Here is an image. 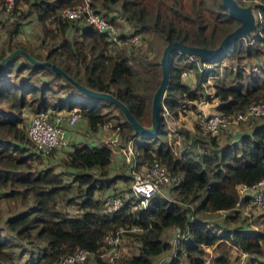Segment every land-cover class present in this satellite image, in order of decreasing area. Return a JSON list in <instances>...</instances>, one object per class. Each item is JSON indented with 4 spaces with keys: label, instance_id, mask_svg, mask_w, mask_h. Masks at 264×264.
<instances>
[{
    "label": "trees",
    "instance_id": "trees-1",
    "mask_svg": "<svg viewBox=\"0 0 264 264\" xmlns=\"http://www.w3.org/2000/svg\"><path fill=\"white\" fill-rule=\"evenodd\" d=\"M235 1L250 7L254 28L236 40L223 56L208 62L210 69L202 73L187 55L170 53L160 112L164 107L175 117L184 102L197 103L204 98L201 85L208 75L218 74L223 61L245 66L258 62L261 67L252 73L223 68L221 78L212 84L215 111L233 116L252 103L264 102V0ZM1 2L0 23L11 28L0 45V200L19 199L28 209L3 220L0 229L10 235L0 233V264H58L76 249L102 264L98 253L108 236L127 238L135 244L134 252L121 259L122 264H155L170 252L176 257L166 264H177L178 257L187 264H204V259L199 258L201 246L226 245L229 251L230 244L260 256L264 234L245 226V217L235 207L241 208L252 200L238 195L239 186L249 188L264 179V122L254 124L248 133L222 147L217 146L216 139L208 138L207 149L201 152L195 136L181 130L178 134L184 144L174 152L166 138L165 122L160 119L156 135L132 140L133 147L139 148L133 155L135 167L157 160L174 166L172 174L181 171L182 180L165 186V197L155 193L144 209L134 210L125 197L132 179L123 175L119 180L129 182L127 188L121 185V190L105 195L121 193L124 203L111 214L102 213L103 199L96 193L109 188V146L72 142L65 149L35 152L25 133L26 115L76 109V124L82 121L86 125V139L112 121L120 138L129 139L132 128L114 105L122 119L106 109L105 112L100 101L80 94L48 68L31 65L21 54L8 56L19 49L37 62L53 64L81 86L110 95L140 126L150 128V102L160 77L161 53L155 54L154 44L162 49L174 41L215 48L223 35L238 24L220 0H89L91 7L116 27L117 43L107 42L105 33L91 26L60 17L61 8L82 0H13V18L8 22ZM29 17L40 25L41 45L35 48L14 39L20 21ZM133 34L140 36L134 47L128 44ZM41 48H45L44 53L39 51ZM22 72V81L13 84L9 76ZM41 75L49 78L41 83ZM227 76L229 82L225 80ZM54 93L59 96L50 104L47 95ZM60 151H64L62 170L55 172L45 159ZM121 164L127 170L130 167ZM191 192H197V200L190 197ZM59 206H71L76 214L67 216ZM169 229L175 231L171 238L166 233ZM180 236H186V240ZM20 243L37 245L36 252L28 251L23 262L20 255H26V250ZM211 264L232 262L226 250L221 249Z\"/></svg>",
    "mask_w": 264,
    "mask_h": 264
},
{
    "label": "built area",
    "instance_id": "built-area-1",
    "mask_svg": "<svg viewBox=\"0 0 264 264\" xmlns=\"http://www.w3.org/2000/svg\"><path fill=\"white\" fill-rule=\"evenodd\" d=\"M3 9L6 16V21L12 19L13 0H3ZM61 18H66L71 21L78 22L83 25L93 27L99 32L105 33V39L109 43H117V29L103 18L94 8L91 7L89 0H82V3L74 5L72 7H65L59 10ZM140 42V36L133 34L129 37V46H136ZM188 60L194 62L198 72H205L210 69V64L205 61H199L194 56H188ZM214 75H208L205 79L206 84L201 85L200 94L204 95L199 102L186 101L181 104V108H186L191 104H205L209 100L213 99L214 89L212 90V84H208V81L213 78ZM213 88V87H212ZM210 89V90H208ZM211 103V102H210ZM191 116V122L198 128V130L210 138H217L228 132L229 126H233L238 123H247L251 120L257 119L264 115V102H257L248 105L244 111L237 113L231 117L225 116L216 111L203 110L200 107H196L195 110L189 112ZM161 119L165 122L166 126V138L169 134L177 136L180 127L181 119L180 111L177 116L173 117L168 110L164 107L160 112ZM78 115L76 109H72L69 112H37L28 117V121L25 126V133L27 138L31 141L33 150L36 152L46 153L52 150H60L68 147L66 130L69 127H73L76 124ZM178 129V130H177ZM133 136L129 139L125 138L122 145H118L114 136L107 142L111 153L118 156L125 157V161L129 164V173L132 183L130 185L129 193L127 194L128 202L131 209H144L147 204V200L155 193L160 194L161 197H165L164 187L167 185H177L182 180L181 171L177 170L175 174L170 172V169H175L174 166L165 165L157 160H152L148 165L140 164V172H134L135 161H133L134 152H139V148H134L132 140ZM136 152V153H137ZM238 195L250 196L254 204H259L264 201V179L258 182L256 185L245 188L239 186L237 188ZM121 193L114 196L105 195L103 198V204L101 207L102 213H113L117 211L124 203ZM180 239L185 241L186 236H180ZM120 238L117 236L105 237L104 245L101 255L107 257L108 263L116 257V247L119 244ZM231 251H235L238 254L239 262L236 264H244L245 260H254L253 264H264L261 260H258L253 254L242 252L237 246L229 245ZM99 250V252H100ZM88 254L80 249L74 250L71 254L64 257L58 264H79L87 258ZM166 257L159 258L155 264H163ZM255 261H257L255 263Z\"/></svg>",
    "mask_w": 264,
    "mask_h": 264
},
{
    "label": "rangeland",
    "instance_id": "rangeland-1",
    "mask_svg": "<svg viewBox=\"0 0 264 264\" xmlns=\"http://www.w3.org/2000/svg\"><path fill=\"white\" fill-rule=\"evenodd\" d=\"M1 1L2 0H0V4L2 3ZM2 17H3V13H1V11H0V19H2ZM12 18H13V15H12ZM20 24H21V26L19 27L18 35H17L18 41L15 40V42H18V43L25 45L26 47H30V48L31 47L35 48V47L41 45L39 42L40 25L38 23H36L32 17H29L28 19L21 21ZM8 28H11V26L8 25L7 23H3V22L0 23V45L2 44L3 39H5V37L7 36V29ZM20 37H21V39H20ZM154 46H155V48H154L155 54H157L159 52L161 53L162 48H160V46L157 44H154ZM39 51L44 53L45 48H41V49H39ZM20 61H22V60L20 59ZM256 63H258V62H256ZM256 63L255 64L254 63L248 64L245 66V65L235 64L233 62L231 63V62L223 61L218 66V68H219V70L217 71L218 74L213 76V78L208 81V84L209 83L213 84V81L221 78L223 68H226V69L228 68L231 71L242 70L244 73H252V72H255L257 67H261V64L259 66V63L258 64H256ZM24 75H25V72H22L21 74L12 73L9 77H10V80L13 84H17V83H19V81H22L21 77ZM41 77H42V78H40L41 83L45 82V80L47 78H49L48 75H41ZM34 80H35V77L32 78L33 82H34ZM159 80H160V77L158 78L157 82ZM187 80H190L189 76H188ZM225 80H227V82L230 81L228 76ZM204 84H206V81ZM211 89L213 90L212 87H211ZM208 90H210V89H208ZM47 96H48V100L51 104V103L55 102V99L59 96V94L54 93L51 95L49 94ZM99 101H100V104H102V106H104L103 110L105 112L108 111L112 115H116L117 117L122 119V116L120 115L119 111L117 109H115L112 104H109V102L104 101V100H99ZM211 101L212 100H209L208 104ZM214 103H215V105H214V108H215L217 101L215 100ZM188 106H189V108L186 107V108H183L184 110L180 111V115L183 119H181L180 127H178V129H179V131L186 130L185 129L186 125L191 126L192 130H191L190 135L195 136V138L198 140L199 150L201 152V150L207 149V145H208L207 140L210 137L203 135L198 130V128L196 126H194V124H192L191 117L188 114V112H191V109L193 108L192 106H194V104H191ZM2 107L5 110V106H2ZM194 108H196V107L194 106ZM30 115H31V112L26 115L27 117L25 119V122L28 121V117ZM231 118H233V117H231ZM261 122H264V115L257 118V119L251 120L247 123H238V124H235L233 126H229L228 132H223V134L221 136L215 138L217 146L222 147L225 144L232 142V138H233V136H235L237 131H241V130L249 131L248 129H250L254 125L252 123L257 124V123H261ZM113 124H115L114 121L110 122V125H107V127L105 128V131H103L102 134H99L100 135L99 140H97V138H96L97 143L101 144L105 141V143H103V144H106L109 141L108 140L109 137H111L112 135H114L116 138H118V140H117L118 145H122L124 143L125 137L120 138V136L116 134V132L118 131V128L116 126H114ZM77 126H78V124L75 125L72 132H74V131L80 132L81 131L80 130L81 125H79L78 129H77ZM80 135L82 136V133ZM171 138H172V140H171ZM167 140H170V146L174 152H176V150L178 148H180L181 146H183V144H184L181 135L178 133H177V136H173L172 134H169V136L167 137ZM67 142L69 143L68 140H67ZM135 143H138V138H136ZM185 145H187V144H185ZM63 152L64 151L57 152V155L45 159L46 165L51 166L53 168V171H55V172H57V171L60 172L62 170V168L60 167V160H61V158H63ZM115 155L116 154L111 153V164L112 165H111V168H108V172H107V177H108V179H110L109 184H108L109 188H107V191H101V193H96V196L99 197L101 200L103 199L105 194H108L109 192L121 190V185L125 186V188H127L128 184H129V182L128 183H122L119 180V178L123 175H125L126 177H130V173H129V170L124 168V166L121 163H117L116 161L113 162ZM117 158L120 162L126 163L124 156H123V158L120 156ZM114 165H116V166H114ZM140 170L141 169H140L139 165H137L133 169L134 172L138 171V173L140 172ZM65 182H67V180ZM70 184L73 186L72 183H70ZM72 195L73 194H70V196H72ZM190 197L197 200V198H198L197 192H191ZM58 208L61 211H64L67 216H74L76 214L74 211L75 208H73L71 206H69V207L59 206ZM27 209L28 208L26 206H23L19 202V199H2V200H0V227L2 226L3 220H5L11 216L17 215L21 212H24ZM239 213L245 217V221H244L245 226H247L253 232H259L261 234H264V220H263L264 219V201L259 203V204L253 205V206L252 205L243 206L242 211H240ZM0 231H1L0 233L4 237H8L10 235L4 229H0ZM214 231L218 232L216 230H214ZM16 244H17V241H16ZM20 245L22 246V248L24 250H26V255L25 254L20 255L21 262H23L27 258V252L28 251L36 252V248H37L36 243H30L29 245H26L24 243H20ZM224 246L226 248L223 246L215 248V246L213 245L212 246L213 251L211 250L212 253L209 254V253H207V251H202L199 258L203 257L204 264H211L212 257L215 255L216 256L219 255L221 249H225L227 252V255L229 257V251L227 250V246L226 245H224ZM134 248H135V244L131 243L127 238H120L119 244L116 247V257L112 260L111 263H108L107 257L105 255H101L102 250H100V252L98 253V257H99L102 264H122L121 259L124 257H129L134 252ZM261 251L262 252L260 254V257L264 258V240H263V242H261ZM171 255L172 254H170V256ZM166 256H167V254H165V257ZM232 259H233V255H232ZM256 262L257 261H255V263ZM177 263L178 264H187V260H185L184 258H180V260L177 261ZM81 264H98V263L94 262L93 260H90V257L88 256L87 258H85V261ZM163 264H165V263H163Z\"/></svg>",
    "mask_w": 264,
    "mask_h": 264
},
{
    "label": "water",
    "instance_id": "water-1",
    "mask_svg": "<svg viewBox=\"0 0 264 264\" xmlns=\"http://www.w3.org/2000/svg\"><path fill=\"white\" fill-rule=\"evenodd\" d=\"M223 6L227 8L229 15L235 19L238 24L226 32L219 44L213 49H206L203 47H192L186 46L179 42H169L167 43L160 55L159 59V67H160V80L156 89L154 90L151 102H150V117H151V127L145 128L140 126L130 115L127 109L121 104L119 101L114 99L108 94H103L99 92H95L89 90L80 84L74 82L70 78L64 75V73L54 66L53 64L48 63L47 61L37 62L30 57H28L22 50H15L8 56L21 54L24 56L27 61L35 66V67H46L53 73L62 76L65 80H67L80 94L91 98V100L99 101L104 100L115 107H117L125 117V120L132 128V136L133 137H150L156 135L158 133L160 127V103L162 98L164 97L165 90L168 83V60L169 55L172 52H178L185 54L187 56H194L199 61L205 62H213L214 59L219 58L225 54V52L229 49V47L240 37L247 35L255 26L254 23V15L248 5H239L235 0H220Z\"/></svg>",
    "mask_w": 264,
    "mask_h": 264
},
{
    "label": "crops",
    "instance_id": "crops-1",
    "mask_svg": "<svg viewBox=\"0 0 264 264\" xmlns=\"http://www.w3.org/2000/svg\"><path fill=\"white\" fill-rule=\"evenodd\" d=\"M21 22V21H20ZM21 26V24H18V26H17V29H16V33L14 34L15 36H14V39L16 40V41H18L17 40V35H18V30H19V27ZM20 39H21V37H20ZM214 105H215V103H214V101H211V103H205V104H194V106L195 107H200V108H202L203 110H207V111H215V108H214ZM206 107V108H205ZM28 114V113H27ZM188 114H189V112H188ZM190 115V114H189ZM191 117V116H190ZM78 126H77V129H78V127H79V125H81L80 126V132H72V130H73V128L75 127V125L73 126V127H69V128H67V130H66V137H67V140L69 141V143H89V144H91V145H96V144H99V143H97V140H99V138H100V135L99 134H102L103 133V131H105V127H103V128H100V130L97 132V133H95V134H93L90 138L91 139H86L85 137H83V136H85V133H84V130L86 129L85 127H86V125L84 124V122H82V121H78ZM252 124H255V123H252ZM258 124V123H257ZM254 126V125H253ZM252 128V127H251ZM251 128L250 129H248L249 131L251 130ZM188 132H190L191 133V130H192V128H191V126H188V125H186V128H185ZM249 131H245V130H241V131H237L236 132V134H235V136H233V138H232V141H235V139H237L240 135H242V134H246V133H248ZM82 133V136L80 135ZM114 137V135H112L111 137H109V139L108 140H111L112 138ZM96 138H97V140H96ZM85 141V142H84ZM103 143H105V141L103 142ZM107 144V143H106ZM117 157H119L117 154L114 156V159H113V162L114 161H116L117 163H121L119 160H118V158ZM114 166H116V165H114ZM110 168H111V166H110ZM113 168V167H112ZM117 169V168H116ZM199 196V195H198ZM239 196H245V195H239ZM249 206V205H256V204H254V202L251 200V203H248V204H245V205H243V206ZM242 206V207H243ZM242 207L240 208V207H238L237 205H236V207H235V210H237L238 212H240V211H242ZM167 234H168V237L169 238H171L172 236H174V233H175V231L174 230H171V229H169L167 232H166ZM213 248H212V246H201L200 247V252H202V251H207V253H212V250ZM212 250V251H211ZM170 254H172L171 252L170 253H168L167 254V256H166V259H165V261H164V263L166 264V263H168L169 262V260H171V257L172 258H174V257H176V256H173V254L170 256ZM232 255H233V259H232ZM162 256V255H161ZM258 260H261L263 263H264V258H261L260 256H255ZM180 258H182V257H178V261L180 260ZM203 258V257H202ZM229 259H230V261L232 262V264H236L237 262H239V257H238V254H237V252H235V251H231V249L229 250ZM253 262H254V260H245L244 261V264H253ZM178 264V263H177Z\"/></svg>",
    "mask_w": 264,
    "mask_h": 264
}]
</instances>
